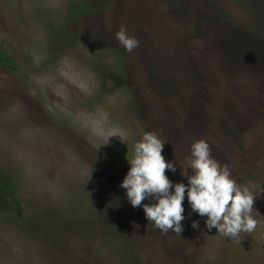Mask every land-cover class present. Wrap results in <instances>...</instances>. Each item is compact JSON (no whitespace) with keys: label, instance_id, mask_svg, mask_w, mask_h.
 Returning <instances> with one entry per match:
<instances>
[{"label":"rangeland","instance_id":"rangeland-1","mask_svg":"<svg viewBox=\"0 0 264 264\" xmlns=\"http://www.w3.org/2000/svg\"><path fill=\"white\" fill-rule=\"evenodd\" d=\"M0 43L19 65L0 66V160L23 184L0 264H264V0H0ZM148 131L174 183L205 140L257 228L209 231L185 194L182 233L157 230L120 187Z\"/></svg>","mask_w":264,"mask_h":264},{"label":"clouds","instance_id":"clouds-1","mask_svg":"<svg viewBox=\"0 0 264 264\" xmlns=\"http://www.w3.org/2000/svg\"><path fill=\"white\" fill-rule=\"evenodd\" d=\"M115 35L128 52L140 44L123 25ZM113 136L119 137L110 135L109 138ZM164 145L156 132H145L134 144L132 157L127 158L130 168L120 184L132 207H142L146 219L157 230L182 233L185 194L192 212L207 217L204 223L209 231L215 228L218 233L234 240L241 232L251 233L257 228L260 220L253 215L257 196L248 186L232 178L227 165H221L211 157L205 140L194 142L186 165L181 164L180 175L187 183H174L165 174L166 169L175 173L177 168L172 162H166L162 155ZM146 199L155 202L142 204ZM191 226L197 229L199 222L193 221Z\"/></svg>","mask_w":264,"mask_h":264},{"label":"trees","instance_id":"trees-1","mask_svg":"<svg viewBox=\"0 0 264 264\" xmlns=\"http://www.w3.org/2000/svg\"><path fill=\"white\" fill-rule=\"evenodd\" d=\"M0 66L11 73L19 71L18 63L4 50L1 43ZM38 110L37 108V112ZM9 169L10 167L0 160V215L6 214L8 217H19L22 215L23 184L20 176ZM184 183H187V180Z\"/></svg>","mask_w":264,"mask_h":264}]
</instances>
